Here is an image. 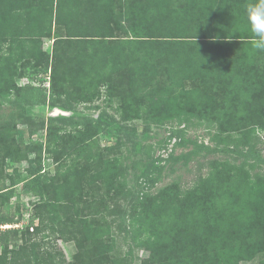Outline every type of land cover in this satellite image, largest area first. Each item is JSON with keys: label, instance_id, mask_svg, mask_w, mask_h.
Here are the masks:
<instances>
[{"label": "trees", "instance_id": "obj_1", "mask_svg": "<svg viewBox=\"0 0 264 264\" xmlns=\"http://www.w3.org/2000/svg\"><path fill=\"white\" fill-rule=\"evenodd\" d=\"M178 1L157 0L146 9L135 11L127 26L128 37L119 41L115 39L116 27L107 0H0V104L12 101L14 96L21 102L36 103L37 96L18 84V79L24 76L22 65L31 60L37 65L52 61L53 86L56 87L63 55L73 53L70 48L76 45L82 49L76 56H71L78 61L73 67L75 78L80 79L78 70L84 69L92 59L90 54L93 73L105 83L109 80L108 75L122 69L139 76L140 81H131L130 90L125 92L130 99L142 100L143 109L134 117L146 115L158 124L177 119L185 114L194 92L186 87L188 83L197 79L205 81L206 75L208 79H215L220 74L228 88L230 82H238L229 70L223 68L219 75L216 73V60L212 61L209 46L223 44L228 33L231 35L239 30L231 41H246L247 47L251 48L250 33L245 31L246 21L242 16L233 18L231 28L216 29L220 40L211 42L215 27L210 24L196 27L188 18L189 12L176 5ZM62 31L65 35L60 34ZM45 39L54 40L52 55L44 48ZM66 40L68 44L63 50L62 44ZM87 45L92 46L93 51L85 49ZM164 76L169 77L166 85L161 83ZM251 93L252 88L249 89ZM212 101L207 102L212 105ZM196 105L194 100L191 106L204 116L208 106ZM252 105L246 100L240 103L239 110L231 108V122L241 115L246 122L237 121V125L232 126L229 121H223L215 134L219 140L218 148L226 152L249 153L264 149V117L250 112ZM53 128L52 123L48 134L50 146L57 153V173L49 181L50 185L47 182L46 188L42 187L39 184L40 165L33 170L32 181L25 183L29 189L39 188L41 202L36 205L38 217H34L39 222L32 220L33 223L23 229H0V264L66 263L63 251L58 260L53 251L45 250L41 242L32 240L38 234L49 237L48 231L65 241H74L79 250L76 258L82 257L78 260L81 264H133L134 247L150 252V256L143 259L147 264H241L264 252V243L259 237L264 225V174L249 160H243L234 163L231 183L222 170L212 168L206 174L199 171L201 177L179 192L188 197L201 188L205 191L216 189L224 198L221 207L206 221L204 231L199 220L185 224L183 220L174 219L183 208L180 201L174 203L168 199L150 205L153 201L143 199L132 207L128 218L133 241L129 255L132 257L130 260L115 258L107 263L106 258L116 247V239L112 237L102 243L112 234L110 227L105 229L96 220L92 222L86 213L90 196L86 181L91 185L102 183L105 189L112 190L119 159L100 161L89 153L86 163L81 164V151L73 159L63 161L65 156L59 152L63 139L60 140L59 131ZM0 147L8 155L15 152L13 144L1 131ZM8 191L0 188V197L7 198ZM93 212L95 216L97 212ZM19 221L14 213H0V224ZM164 227L169 230L166 232ZM90 243L93 248L89 247ZM77 259L75 264H78ZM259 264H264V259H260Z\"/></svg>", "mask_w": 264, "mask_h": 264}, {"label": "rangeland", "instance_id": "obj_2", "mask_svg": "<svg viewBox=\"0 0 264 264\" xmlns=\"http://www.w3.org/2000/svg\"><path fill=\"white\" fill-rule=\"evenodd\" d=\"M107 1L116 27L115 39L120 41L129 35L127 26L134 12L150 7L157 0ZM248 2L250 0H179L176 5L189 12L188 18L196 27L210 24L215 27L212 35L218 36L216 29L231 28L236 16L245 18ZM60 34L65 35V31ZM67 44V40L62 44L63 50ZM53 45L54 40L45 39L44 48L49 55H52ZM209 47L213 51H210L212 61L216 60V73L219 75L223 68L229 70L238 82H230L228 88L220 74L215 79H208L206 75L205 81L197 79L188 83L186 87L194 92L185 114L165 124H158L146 115L134 117L141 112L143 104L141 99H130L125 94L130 90L131 81H140L133 72L128 73L127 69L114 71L105 83L93 73V57L89 54L92 59L85 64L84 69L87 70L81 73L84 69L80 68L78 74L81 77L75 78L73 67L78 61L71 56L81 52L82 46L72 45L70 52L73 53L65 52L63 55L56 87L53 86L52 61L41 65L32 60L25 62L21 67L24 76L18 79V84L29 94L37 96L38 101L21 102L14 96L12 101L0 104V131L15 147L13 155L6 154L0 147V188L9 189L7 198L0 197V213H14L20 218L19 223L0 224V229H23L38 217L35 213L36 205L41 202L39 188L29 189L25 183L32 181L33 170L40 165L39 184L42 187L57 173V153L50 146L48 134L53 123V129L59 131L60 140L64 141L59 147V152L65 156H61L63 161L73 159L81 151V164L86 163L89 153L100 161L119 159L112 190L105 189L102 183L91 185L86 181L90 191L86 213L92 222L96 220L105 229L110 227L112 234L106 236L102 243L112 237L116 239L114 251L105 259L107 263L115 258L130 260L132 257L129 255L133 241L128 218L132 207L143 199L153 201L150 205L168 199L174 203L180 201L183 208L174 219L183 220L185 224L199 220L204 231L206 221L221 207L224 198L216 189L205 191L201 188L188 197L179 194L201 177L199 171L206 174L212 168L222 170L230 182L233 180L234 163L249 160L258 172L264 174V149L250 153L226 152L218 148L219 140L215 135L223 121H229L232 126L246 122L242 115L238 122H231V108L239 110L242 101L253 103L250 112L264 117V52H256L247 47L246 41L238 39L231 42L224 39L223 44ZM85 49L93 51L92 46L87 45ZM161 83H169V77L164 76ZM210 97L212 105L207 102ZM194 100L196 107L201 104L208 106L204 116L191 106ZM172 186L174 188L170 190ZM93 211L97 212L95 216ZM34 221L38 223L39 219ZM47 233L49 237L43 238V234H38L32 240L41 242L45 250L53 251L58 260L63 251L66 263L61 264H75L79 252L76 243L65 241L52 232ZM259 237L264 243V225ZM89 247L93 248V243ZM132 255L135 258L133 264H147L143 259L148 258L150 252L134 247ZM260 259H264V252L241 264H259Z\"/></svg>", "mask_w": 264, "mask_h": 264}, {"label": "clouds", "instance_id": "obj_3", "mask_svg": "<svg viewBox=\"0 0 264 264\" xmlns=\"http://www.w3.org/2000/svg\"><path fill=\"white\" fill-rule=\"evenodd\" d=\"M245 31L250 33L249 43L256 52H264V0H250L245 5ZM240 33L236 30L224 38L228 42L233 39V34ZM211 42L220 40L219 36L210 38ZM241 39V36H240Z\"/></svg>", "mask_w": 264, "mask_h": 264}, {"label": "built area", "instance_id": "obj_4", "mask_svg": "<svg viewBox=\"0 0 264 264\" xmlns=\"http://www.w3.org/2000/svg\"><path fill=\"white\" fill-rule=\"evenodd\" d=\"M33 229V228H32Z\"/></svg>", "mask_w": 264, "mask_h": 264}]
</instances>
